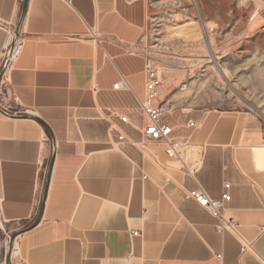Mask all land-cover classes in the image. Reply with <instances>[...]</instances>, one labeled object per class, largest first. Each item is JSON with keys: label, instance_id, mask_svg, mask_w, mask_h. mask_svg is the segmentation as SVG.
Segmentation results:
<instances>
[{"label": "crops", "instance_id": "1", "mask_svg": "<svg viewBox=\"0 0 264 264\" xmlns=\"http://www.w3.org/2000/svg\"><path fill=\"white\" fill-rule=\"evenodd\" d=\"M145 24L142 0H0V212L24 231L15 264H264L256 115H164L182 160L143 139L145 120L112 116L133 118L144 97ZM198 187L231 195L234 232L187 198Z\"/></svg>", "mask_w": 264, "mask_h": 264}, {"label": "rangeland", "instance_id": "2", "mask_svg": "<svg viewBox=\"0 0 264 264\" xmlns=\"http://www.w3.org/2000/svg\"><path fill=\"white\" fill-rule=\"evenodd\" d=\"M142 1L146 24L134 48L143 70L151 63L162 74L165 117L250 112L264 131V0ZM21 230L0 212V264H15Z\"/></svg>", "mask_w": 264, "mask_h": 264}, {"label": "built area", "instance_id": "3", "mask_svg": "<svg viewBox=\"0 0 264 264\" xmlns=\"http://www.w3.org/2000/svg\"><path fill=\"white\" fill-rule=\"evenodd\" d=\"M17 54L18 48L10 50L9 53L5 55L7 63L10 64ZM144 76L145 94L140 101L138 111L134 113V117L132 118L127 114H118L117 112H114L112 116L117 117L123 124L132 127H136L139 120H145L146 125L141 129L143 139L164 144L169 158L182 160L184 155L183 145L173 136V127L163 122L165 111L162 107L157 105L160 88L163 84L162 74L153 64L147 63L144 68ZM120 86L122 88L125 87L123 81L114 85V89H119ZM189 125L194 127L196 123L189 121ZM125 140V136L119 134L118 141L124 142ZM225 187L228 188L229 184H226ZM187 198L196 201L202 208L209 211L211 215L217 219L218 225L216 226V230L219 233H223L226 230L235 231L237 222L234 219H227L223 213L225 205L231 201V195L228 192L223 193L220 199H213L205 189L198 187L195 190L189 191L187 193ZM251 248L249 243H243V251ZM217 258L221 260L222 255H218Z\"/></svg>", "mask_w": 264, "mask_h": 264}, {"label": "water", "instance_id": "4", "mask_svg": "<svg viewBox=\"0 0 264 264\" xmlns=\"http://www.w3.org/2000/svg\"><path fill=\"white\" fill-rule=\"evenodd\" d=\"M6 63H7V61H6ZM41 214H42V212H40V215ZM38 223H39V218L37 219V221L31 227H29L28 230H31V229L35 228L38 225ZM22 232H24V231H22ZM22 232L17 233L14 237H17V236L21 235Z\"/></svg>", "mask_w": 264, "mask_h": 264}]
</instances>
